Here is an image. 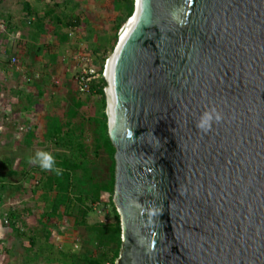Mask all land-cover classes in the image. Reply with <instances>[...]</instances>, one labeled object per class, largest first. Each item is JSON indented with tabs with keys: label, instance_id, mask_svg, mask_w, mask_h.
<instances>
[{
	"label": "water",
	"instance_id": "obj_1",
	"mask_svg": "<svg viewBox=\"0 0 264 264\" xmlns=\"http://www.w3.org/2000/svg\"><path fill=\"white\" fill-rule=\"evenodd\" d=\"M107 63L115 264H264V0H134Z\"/></svg>",
	"mask_w": 264,
	"mask_h": 264
},
{
	"label": "rangeland",
	"instance_id": "obj_2",
	"mask_svg": "<svg viewBox=\"0 0 264 264\" xmlns=\"http://www.w3.org/2000/svg\"><path fill=\"white\" fill-rule=\"evenodd\" d=\"M74 18H79V26L65 28V23ZM128 19L124 2L118 0H43L46 31L49 34L54 31L55 42H66L74 49L66 53L60 48L63 52L58 50L54 56L57 65L51 61L50 67L43 68V152L50 153L54 159L76 162L80 169L72 174L71 186L61 191L45 184L48 175L53 176L52 171L40 170L38 165L31 167L35 173L44 171L46 175L33 173L31 180L25 182L24 189L31 195L34 203L31 209L35 211L26 215V223L31 227L25 231L22 244L27 252L18 257V263L13 261L12 264H83L79 259L83 246L88 245L85 241L89 235L84 227L74 225V219L80 222L81 216L77 214L78 206L73 199L90 193L91 185L108 180L111 160L104 147L95 143L101 120V100L95 94H78L75 75L83 63L80 61L83 55L100 73L95 83L104 79L106 63L118 44V33ZM43 43V48L47 47L46 42ZM52 81H56L55 84ZM73 112L76 116H72ZM54 126L62 129L63 139L58 145L55 139L45 136ZM77 143L84 146V157L74 150ZM87 183L90 186H86ZM63 195L71 199L68 214L63 215L61 210V214L53 215L54 200ZM85 206L90 208L85 220L88 226L111 222V208L105 205L104 197L100 204L92 205L87 201ZM24 259L27 261L21 263Z\"/></svg>",
	"mask_w": 264,
	"mask_h": 264
},
{
	"label": "crops",
	"instance_id": "obj_3",
	"mask_svg": "<svg viewBox=\"0 0 264 264\" xmlns=\"http://www.w3.org/2000/svg\"><path fill=\"white\" fill-rule=\"evenodd\" d=\"M54 37V31L49 34L43 26V0H0L1 264L18 263V257L27 252L22 244L31 227L26 215L35 210L24 188L35 173L31 167L37 165L30 164L29 158L43 151V68L50 67L51 61L57 65L54 56L60 48L66 53L74 51L66 42H55ZM43 42L47 47L43 48ZM12 58L22 72L12 67ZM7 214L8 226L2 219Z\"/></svg>",
	"mask_w": 264,
	"mask_h": 264
},
{
	"label": "trees",
	"instance_id": "obj_4",
	"mask_svg": "<svg viewBox=\"0 0 264 264\" xmlns=\"http://www.w3.org/2000/svg\"><path fill=\"white\" fill-rule=\"evenodd\" d=\"M118 1L124 2L127 10V18H130L134 11V1ZM72 20V22L65 23V28L69 29L71 27L75 28L79 26V18H74ZM56 21L60 23L59 19H56ZM106 86L107 85L105 80L101 79L98 83H95L91 86L90 93L99 96L101 100V120L99 122V127L97 126V138L95 139V143L102 145L105 151H107L110 156L111 166L109 168V178L103 184L91 185L90 193L75 196L73 199L78 206L77 214L81 216L80 222H78L76 218L74 219V225L84 227L89 235L88 239L85 241L86 243H88V245L83 246V253L80 256L81 258L79 259L83 264H115L121 245L120 220L112 201L115 181V149L112 146L107 135V118L105 115L106 105L104 93ZM72 116H76V113L73 112ZM45 136L48 139H55L57 145L62 143L63 134L60 126L49 128L48 133ZM74 150L79 152L81 157H84V146L82 144L77 143ZM55 167L61 169L62 174L58 176L52 171L53 176L51 177L48 175L46 179L47 182L45 184H49L50 186H52L51 188H53L54 185V187L58 190L65 191V189L69 188L72 184V182L70 181L72 174L79 170L80 166L76 162L70 161L69 159L56 158ZM40 173L43 174V177L46 175L44 171ZM85 177H87L86 174ZM86 186H90V184L87 183ZM59 197L61 198L54 200L55 204H53L51 208V213L53 215H59L61 214L60 211L62 210V214L67 216L69 205L71 204V199L65 195ZM103 197L105 198V205L111 208V222L88 226L85 220L88 216L90 208L85 206L86 202L89 201L90 204L97 205L102 202ZM80 207H82V210L80 209Z\"/></svg>",
	"mask_w": 264,
	"mask_h": 264
},
{
	"label": "clouds",
	"instance_id": "obj_5",
	"mask_svg": "<svg viewBox=\"0 0 264 264\" xmlns=\"http://www.w3.org/2000/svg\"><path fill=\"white\" fill-rule=\"evenodd\" d=\"M223 120L222 114L215 108L211 109L209 112H205L201 120L197 123V128L207 133L211 130L213 122L220 123ZM28 162L30 164H37L44 171H53L56 175H61L62 170L55 167V159L48 152H37L34 157H30Z\"/></svg>",
	"mask_w": 264,
	"mask_h": 264
},
{
	"label": "built area",
	"instance_id": "obj_6",
	"mask_svg": "<svg viewBox=\"0 0 264 264\" xmlns=\"http://www.w3.org/2000/svg\"><path fill=\"white\" fill-rule=\"evenodd\" d=\"M80 61L83 63L80 65L78 72L75 75L77 92L80 95H88L91 92V86L96 82L97 78H99L100 73L97 69H95L89 58L82 55ZM10 64L17 72H22V68L17 63L16 59L12 58L10 60ZM2 219L4 225H10L11 221L8 214L4 215Z\"/></svg>",
	"mask_w": 264,
	"mask_h": 264
},
{
	"label": "bare ground",
	"instance_id": "obj_7",
	"mask_svg": "<svg viewBox=\"0 0 264 264\" xmlns=\"http://www.w3.org/2000/svg\"><path fill=\"white\" fill-rule=\"evenodd\" d=\"M123 29H124V28H123ZM109 62H110V61H109ZM109 62L107 63V66H108ZM107 66H106V69H107Z\"/></svg>",
	"mask_w": 264,
	"mask_h": 264
}]
</instances>
